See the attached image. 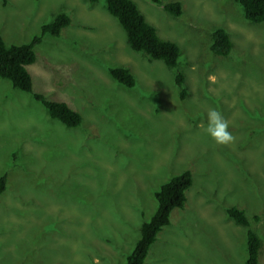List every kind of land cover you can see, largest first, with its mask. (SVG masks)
<instances>
[{
	"label": "rangeland",
	"instance_id": "rangeland-1",
	"mask_svg": "<svg viewBox=\"0 0 264 264\" xmlns=\"http://www.w3.org/2000/svg\"><path fill=\"white\" fill-rule=\"evenodd\" d=\"M131 1L178 46L175 67L131 50L102 1L0 0L6 45L41 36L27 66L32 92L81 116L66 127L0 78V264H124L154 193L185 170L184 207L171 211L143 264H245L247 228L227 216L232 206L259 237L264 264V22L247 21L235 0H163L180 4L177 17ZM59 13L69 24L42 35ZM217 28L232 42L226 56L209 48ZM112 67L128 69L135 85L115 82ZM212 108L229 124V144L205 131Z\"/></svg>",
	"mask_w": 264,
	"mask_h": 264
},
{
	"label": "trees",
	"instance_id": "trees-1",
	"mask_svg": "<svg viewBox=\"0 0 264 264\" xmlns=\"http://www.w3.org/2000/svg\"><path fill=\"white\" fill-rule=\"evenodd\" d=\"M102 1L107 12L113 16L126 37L131 50L142 53L148 60H160L167 67H175L180 51L178 46L170 41L158 37L155 28L147 23L143 15L131 0H89L90 3ZM163 6V9L174 17L181 14L178 2L163 3V0H150ZM242 8L244 18L252 23L264 22V0H235ZM69 24V17L65 13L57 14L53 20L41 28L42 35L59 36L60 31ZM41 41L36 36L30 43L20 45H6L0 35V78L7 80L14 89L30 93L35 100L45 108L48 115L58 120L64 126L73 128L81 122V116L65 102L46 99L43 95L32 92V80L27 66L32 64L36 55L33 47ZM210 51L215 55L226 56L232 42L228 33L217 28L211 33ZM110 77L117 83L131 88L135 85L134 77L124 67L109 69ZM174 83L180 90V98L185 96L183 88L184 76L177 72ZM192 185V175L185 170L172 176L154 193L156 209L146 222L139 228V237L126 258L124 264H143L150 246L155 242L157 234L170 223V213L173 209H182L186 202V191ZM6 189V176L0 177V194ZM225 212L235 224L244 226L246 230L247 256L245 264H258V253L261 246L259 237L249 228V220L243 210L227 207ZM254 221L259 217L254 215Z\"/></svg>",
	"mask_w": 264,
	"mask_h": 264
},
{
	"label": "clouds",
	"instance_id": "clouds-1",
	"mask_svg": "<svg viewBox=\"0 0 264 264\" xmlns=\"http://www.w3.org/2000/svg\"><path fill=\"white\" fill-rule=\"evenodd\" d=\"M206 118L207 127L205 131L216 144L226 145L234 139L232 133L228 130V122L218 110L215 108L209 109Z\"/></svg>",
	"mask_w": 264,
	"mask_h": 264
}]
</instances>
